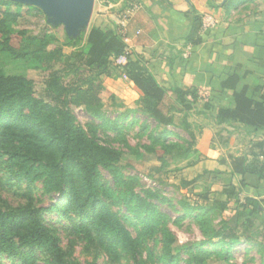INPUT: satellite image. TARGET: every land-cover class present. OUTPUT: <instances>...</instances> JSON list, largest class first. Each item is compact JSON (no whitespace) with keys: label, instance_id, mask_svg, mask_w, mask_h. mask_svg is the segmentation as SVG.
I'll return each instance as SVG.
<instances>
[{"label":"trees","instance_id":"16d2710c","mask_svg":"<svg viewBox=\"0 0 264 264\" xmlns=\"http://www.w3.org/2000/svg\"><path fill=\"white\" fill-rule=\"evenodd\" d=\"M14 17L12 12L0 10V258L5 256L9 264H97L100 256H105L108 264H197L207 249L177 244L168 226L170 218L155 202L166 201L160 192L142 186L135 190L130 183L138 184V179L119 175L121 151L74 124L73 106H83L97 115L101 76L111 74V66L123 53L124 43L112 22L103 20L90 28L85 46L62 58L60 48L46 49L48 43L63 40L72 45L82 34L68 36L64 25L57 23L26 43L22 32L12 26ZM200 24L201 15L196 14L188 35L191 43L201 39ZM4 53L16 59L28 55L42 59L48 72L42 96H37L30 76L7 69ZM57 63L62 67H55ZM119 66L140 91L139 109L158 124L169 125L175 113H182L189 127L191 112L209 109L206 103L202 107L196 104L194 91L172 87L173 99L164 111L166 89L146 65L129 54ZM65 72H70L69 79L64 78ZM240 80L233 74L221 81L223 88L232 91L233 104L218 108L214 122L251 137L250 149L229 154L228 171L204 169L182 180V185L199 180L209 188L222 173L231 179L245 173L264 176L260 159L264 155V84L241 85ZM161 145L168 147L165 142ZM196 153L201 158L197 149ZM101 169L113 178L112 185L101 178ZM238 189L231 180L220 190L224 198H211L208 193L199 196L208 205L179 201L184 215L198 222L204 237L201 246L229 248L241 237L245 243L256 242L254 234L245 232L252 225L250 216L259 209L250 199L246 201L252 208L247 209L240 202ZM231 201L239 204L224 217ZM195 211L198 213L192 215ZM213 211L223 217L217 227L204 218ZM132 220L134 235L125 225ZM75 245L86 255L84 259L74 255ZM0 264L5 263L0 260Z\"/></svg>","mask_w":264,"mask_h":264},{"label":"rangeland","instance_id":"374dc122","mask_svg":"<svg viewBox=\"0 0 264 264\" xmlns=\"http://www.w3.org/2000/svg\"><path fill=\"white\" fill-rule=\"evenodd\" d=\"M105 1L107 0H93L92 9L86 23L77 28L73 34L68 35L76 38L82 34V38L77 43L76 40L72 45L68 44V41L53 40L48 43L46 49L60 48L64 54L62 58H65L75 48H83L88 30L99 25L103 20H110L111 16L109 14H113L118 7L117 5L108 7ZM0 10L15 14L12 26L16 32H22L21 35L24 36L26 43L31 40L32 36H36L44 30L51 31V27L54 25L51 18L38 5L0 0ZM13 35L19 36L16 33ZM2 56L7 69L30 76L37 96H42L45 89L44 79L48 73L42 59L39 60L30 55L24 59H16L8 53H4ZM55 67H62V64L57 63ZM63 74L65 79H69L71 76L70 72ZM106 78L110 80L108 79L109 82L105 83ZM125 81L126 77L119 64L111 66V74L101 76L102 89L99 92L101 102L96 107L97 115H91L83 106L72 107L71 111L76 127L82 128L87 133L94 132L99 142L121 151L119 175L122 178L133 177L138 179V184H135V181L130 183L135 190L142 186L157 189L160 192L166 201L163 203L155 202L160 210L170 218L168 226L175 234L177 244L193 248L200 245L201 250L207 249L197 264H261L264 261V238L259 240L257 238L254 243L234 242L229 248L226 245L222 248H211L207 244L201 246L204 237L201 234L198 222L193 216L184 215V210L181 208L179 201H186L193 206L208 205V202L199 198L200 195L208 193L211 198H224L220 195L221 188L231 180L233 183L236 181L231 179L229 174L222 173L214 185L209 188L204 187L199 180L182 185V180L191 179L206 166L216 164L214 161V163H211L207 159L200 158L196 153L199 129L197 122L193 120L195 117L192 115L188 117L192 119V122H190L192 124L189 127L183 122L182 113H175L173 121L169 125L158 124L139 109L140 93L138 96L133 97L119 91ZM169 103H171V100L166 98L162 107L164 111L167 110ZM215 133H218L217 130ZM222 136L227 137L228 135L223 133ZM162 142H165L168 147H163ZM194 160L196 162L193 165L186 166ZM159 166L160 170H157ZM100 174L103 180H107L112 185L113 178L106 171L101 169ZM51 197L55 198L56 195ZM239 199H241L240 196ZM42 200L45 203L48 202L47 198ZM238 204L239 202L236 204L231 201L223 216L231 215ZM113 210H117V207H113ZM197 213L198 211H195L192 215ZM204 218L205 220L208 219V224L214 227H217L223 219L215 211L209 212ZM133 223L135 222L132 220L125 224L132 235L135 233ZM256 231L255 226L249 225V230L244 232L254 234L257 237ZM74 249L75 256L81 259L85 258L86 255L80 252L79 245H75ZM184 257L187 258L188 256L185 255ZM0 260L5 264L10 263L5 256ZM97 264H108L107 258L100 256L97 259ZM180 264L185 263L181 262ZM190 264L196 263L191 261Z\"/></svg>","mask_w":264,"mask_h":264},{"label":"crops","instance_id":"0c3cea01","mask_svg":"<svg viewBox=\"0 0 264 264\" xmlns=\"http://www.w3.org/2000/svg\"><path fill=\"white\" fill-rule=\"evenodd\" d=\"M138 1L141 9L133 16L128 28L131 57L146 65L166 89V98L172 100L171 88L178 87L194 91L199 107L205 103L209 105L206 112H191L199 129L196 148L202 159L216 163L202 170L228 171V155L247 152L251 137L235 132L229 125L215 124L217 109L233 104L232 91L223 88L221 81L237 74L241 77V85L264 84V0ZM120 3L121 0L108 7ZM205 12H214L219 23L198 43H191L188 35L193 17ZM185 50H188L187 57L182 56ZM106 79L105 83L109 82V78ZM119 91L133 97L140 93L127 77ZM188 121L192 122V119ZM223 133L228 136L223 137ZM260 159L264 162V155ZM233 180L239 188L240 202L247 205V209L252 208V203L247 202L249 199L256 203L259 211L250 216L251 226L256 227L258 240L264 238V176L235 174ZM239 241L244 242V239Z\"/></svg>","mask_w":264,"mask_h":264},{"label":"water","instance_id":"95a60500","mask_svg":"<svg viewBox=\"0 0 264 264\" xmlns=\"http://www.w3.org/2000/svg\"><path fill=\"white\" fill-rule=\"evenodd\" d=\"M38 5L55 25L62 23L67 35L86 23L92 9L93 0H12Z\"/></svg>","mask_w":264,"mask_h":264},{"label":"built area","instance_id":"2783aa9c","mask_svg":"<svg viewBox=\"0 0 264 264\" xmlns=\"http://www.w3.org/2000/svg\"><path fill=\"white\" fill-rule=\"evenodd\" d=\"M114 6V5H113ZM141 9V3L138 0H127L124 4L120 3L116 11L111 15L110 21L115 30L120 35L124 43L123 53L115 60L121 65L127 61L130 54V38L128 35L129 23L133 16ZM219 23V18L214 12H205L201 15V24L198 35L202 38ZM182 56H188V50L183 51Z\"/></svg>","mask_w":264,"mask_h":264}]
</instances>
